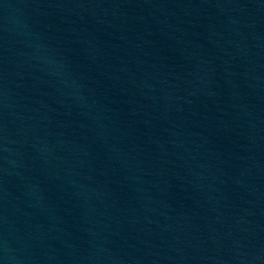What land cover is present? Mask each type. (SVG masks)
Listing matches in <instances>:
<instances>
[{"label": "water", "instance_id": "obj_1", "mask_svg": "<svg viewBox=\"0 0 264 264\" xmlns=\"http://www.w3.org/2000/svg\"><path fill=\"white\" fill-rule=\"evenodd\" d=\"M0 264H264V0H0Z\"/></svg>", "mask_w": 264, "mask_h": 264}]
</instances>
